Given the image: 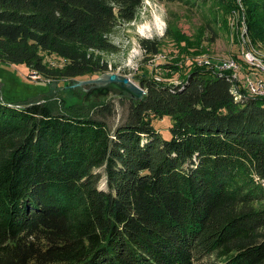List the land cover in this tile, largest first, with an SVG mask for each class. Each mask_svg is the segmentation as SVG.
Instances as JSON below:
<instances>
[{
	"label": "trees",
	"instance_id": "obj_1",
	"mask_svg": "<svg viewBox=\"0 0 264 264\" xmlns=\"http://www.w3.org/2000/svg\"><path fill=\"white\" fill-rule=\"evenodd\" d=\"M143 1L0 0V61L46 80L108 72L113 33ZM162 1L197 12L211 43L241 13L234 0ZM241 1L264 50V0ZM182 81L140 77L144 97L114 129L111 103L78 113L0 97V264H264V98H235L203 65ZM163 117L169 139L153 125Z\"/></svg>",
	"mask_w": 264,
	"mask_h": 264
},
{
	"label": "rangeland",
	"instance_id": "obj_2",
	"mask_svg": "<svg viewBox=\"0 0 264 264\" xmlns=\"http://www.w3.org/2000/svg\"><path fill=\"white\" fill-rule=\"evenodd\" d=\"M234 2L238 4L241 13L233 5V9L222 16V22L227 24L222 30V37L211 43L205 40L208 33L200 25L201 19L197 12L187 11L180 3L162 0H150V3H146L144 0L134 21L115 29L112 42L118 47V51L103 55L109 68L108 72L128 76L139 86L142 76L153 78L155 82L179 85L189 69L202 66L199 64L201 60L208 59L214 64L221 59L232 58L238 65L237 74L241 78L250 75V78L256 81L260 72L245 62L244 53L246 49L255 50L257 55L262 56L264 50L258 47V44L254 45L249 36L245 20L246 9L242 1ZM157 17L159 19H156ZM168 28L169 33L166 32ZM160 30L164 32L163 36L159 35ZM148 38L159 41L161 46L158 53L152 55L141 48L139 41ZM130 55L134 62H138L136 70L124 67ZM47 59L55 62L54 64L62 61L51 54L47 55ZM100 74L102 73L72 79L46 80L30 71L24 63L0 61V97L19 99L23 102H45L50 104L54 111L60 112L68 105L79 104L81 108H86L85 112L80 108L73 111L78 113H92V107L111 103L113 113L107 123L114 129L128 112V96L123 93L113 95L107 91H91L86 95L84 88L89 85L77 84L79 80L94 79ZM74 108L72 107V110ZM153 125L164 139L171 137L168 117L153 120ZM99 171L103 176L98 188L106 189L103 169Z\"/></svg>",
	"mask_w": 264,
	"mask_h": 264
},
{
	"label": "built area",
	"instance_id": "obj_3",
	"mask_svg": "<svg viewBox=\"0 0 264 264\" xmlns=\"http://www.w3.org/2000/svg\"><path fill=\"white\" fill-rule=\"evenodd\" d=\"M244 60L251 68H255L260 72V76L256 81L250 78V75H246L243 78L239 76L238 65L232 58H224L216 63H212L208 59L201 60L199 64L216 71L218 73H223L228 76L231 81V93L235 98L241 96H251V97H263L264 98V55L259 56L256 54L255 50H248L244 53Z\"/></svg>",
	"mask_w": 264,
	"mask_h": 264
},
{
	"label": "water",
	"instance_id": "obj_4",
	"mask_svg": "<svg viewBox=\"0 0 264 264\" xmlns=\"http://www.w3.org/2000/svg\"><path fill=\"white\" fill-rule=\"evenodd\" d=\"M77 84L89 85L87 88H84L86 95L91 91L102 92V90H106L113 95L126 94L132 101H140L144 97V90L139 85L128 76L119 73H102L94 79L79 80ZM85 98H83V100H85Z\"/></svg>",
	"mask_w": 264,
	"mask_h": 264
},
{
	"label": "clouds",
	"instance_id": "obj_5",
	"mask_svg": "<svg viewBox=\"0 0 264 264\" xmlns=\"http://www.w3.org/2000/svg\"><path fill=\"white\" fill-rule=\"evenodd\" d=\"M146 3H150V0H145ZM156 19H159L158 17ZM161 23H163V21H160ZM160 36L164 35L163 30H160L159 32ZM141 34L143 35V32H141ZM124 67L129 68L130 70H136L138 68V62H134L131 55L129 56V58L126 60V62L124 63Z\"/></svg>",
	"mask_w": 264,
	"mask_h": 264
},
{
	"label": "bare ground",
	"instance_id": "obj_6",
	"mask_svg": "<svg viewBox=\"0 0 264 264\" xmlns=\"http://www.w3.org/2000/svg\"><path fill=\"white\" fill-rule=\"evenodd\" d=\"M108 73H110V72H108ZM102 91H105L106 92V90H102Z\"/></svg>",
	"mask_w": 264,
	"mask_h": 264
}]
</instances>
